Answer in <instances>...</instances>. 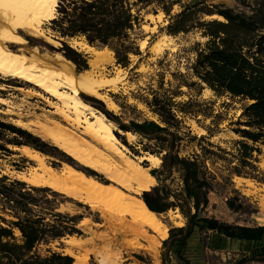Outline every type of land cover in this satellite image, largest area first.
I'll list each match as a JSON object with an SVG mask.
<instances>
[{"label": "trees", "instance_id": "16d2710c", "mask_svg": "<svg viewBox=\"0 0 264 264\" xmlns=\"http://www.w3.org/2000/svg\"><path fill=\"white\" fill-rule=\"evenodd\" d=\"M203 1L52 0L51 9L46 10L42 18L48 20L47 27L60 42L59 51L77 71L88 69V60L68 44V39H83L95 48H107L116 64L127 67L129 55L139 54L136 37L144 13V16H157L163 12L168 17L165 24L168 36L194 30L203 37L189 46L192 57L186 76L180 71L173 73L175 82L173 85L169 82L167 87H163L159 78L155 87L147 88V95L139 97L153 117L124 121L107 109L99 98L89 94L81 97L116 123L119 129L137 135L141 152L160 159L157 166L149 168L156 183L141 191V199L153 212L177 210L183 218L181 225L169 226L167 235L161 239L160 264H191L184 252L187 239L195 230H210L241 241L242 252L232 258V264H264V222L229 223L206 214L208 192L212 190L213 182L204 166L206 160L222 159L228 164L231 162L228 165L230 173L264 180V177L252 173L256 169L253 152L258 153L260 145H264V0L245 3L248 11ZM174 3L179 7L170 13ZM214 15L217 17H210ZM204 87L215 96L226 95L240 102L238 115L229 121L235 123L232 130L238 135L233 141V151H228L230 157L219 155L215 149L202 144L203 134L196 136L183 129L186 127L182 123L185 117L196 118L199 114L215 122L219 116L211 105L205 106L206 100L192 96V89L198 94ZM182 95L185 96L180 97ZM204 128L212 133L209 126ZM118 137L136 156L143 155L122 136ZM206 143L227 151L218 144L207 140ZM8 145L30 146L42 153L56 155L64 160L62 162L81 167L55 145L0 119V154L9 150ZM188 145L192 146V151L181 153ZM81 169L102 179L88 168ZM41 188L48 187L27 185L20 179L0 174V264L73 263L69 254L49 246L40 253L36 246L47 244L65 233L79 234L75 224L81 226L87 216L77 222L74 214L51 212L53 216L69 219L70 225L45 220V216L35 210L42 202L35 192ZM226 203L230 208L236 206L231 198H227ZM135 256L141 258L137 253Z\"/></svg>", "mask_w": 264, "mask_h": 264}, {"label": "bare ground", "instance_id": "6f19581e", "mask_svg": "<svg viewBox=\"0 0 264 264\" xmlns=\"http://www.w3.org/2000/svg\"><path fill=\"white\" fill-rule=\"evenodd\" d=\"M51 1L0 0V80L29 85L11 87L0 84V94L8 92L5 96L0 95V105L4 106L0 107V112L8 114L13 124L47 138L81 167L101 174L103 180L66 162L55 166L48 162L47 155L26 145L8 147L18 152L13 156L22 154L32 163H26L23 169L8 171L27 184L46 186L92 205L100 213L105 231L93 230L92 226L102 224L84 219L82 224L88 229L87 236L62 238L67 245L64 253L74 258L72 264H88L90 255L95 264H118L122 253L129 249H143L155 254L160 239L167 235V227L161 215L148 209L139 195L154 183L143 160L156 166L160 159L151 154L132 155L114 133L116 131L128 140L134 134L116 127L113 121L80 96V93L94 95L105 103L107 109L115 110L114 102L100 90L115 88L122 68L115 67L117 77L109 78L91 68L97 61L93 58L89 59V69L72 76L60 63L70 65V61L48 53L30 55L25 46L28 35L35 38L42 35L36 22ZM142 28L147 29L148 25L144 24ZM163 39L168 41L167 37ZM71 41L73 46L84 51L107 53L113 59L107 48L100 52L83 39L72 38ZM145 42L141 41V47ZM14 91L24 98L40 97L49 108L48 114L32 115L33 119L25 120L28 116L22 113L25 101L20 99L18 103ZM27 107L32 111L42 109L37 104H27Z\"/></svg>", "mask_w": 264, "mask_h": 264}, {"label": "rangeland", "instance_id": "374dc122", "mask_svg": "<svg viewBox=\"0 0 264 264\" xmlns=\"http://www.w3.org/2000/svg\"><path fill=\"white\" fill-rule=\"evenodd\" d=\"M252 1L253 0H204L203 2L205 4L219 3L221 5L230 6L235 10L248 11V7L245 3ZM178 7V4L174 3L170 13L177 11ZM49 9H51L50 4L44 8L39 20L36 22V25H38L42 35L38 36V38L28 35L26 37L27 42L25 46L27 47L30 55L37 52L42 54L48 53V55H58L65 61H69L68 59L66 60V58L59 51L58 47L60 42L53 37L51 30L47 27L48 20L46 21L42 18L44 12ZM144 14L142 18V25H148V28L143 29L141 26L137 30L138 33L136 41H138L137 48L139 50V54L132 53V55H129V64L127 67H121L116 64L114 62V58L112 59L107 53L95 54L90 50L84 51V49H80L78 46H73L71 40H67L70 46L85 55L86 61L88 60V69L90 68L89 59L93 58H96L97 61L96 65L94 67L91 66V68H93L95 72L98 71L109 78L117 77L115 67L122 68V71L115 83L116 87L103 88L100 90V93L114 102L116 108L115 110H111L112 113L116 114L124 121L130 118L142 119L153 117L145 105L139 100V97L147 95V88L149 86L155 87L159 78L162 81L163 87H167L169 82L171 85L175 82V78H173L175 76H173V73L180 71L186 76L188 71L187 65L192 57V52L190 51L189 46L195 40H203V37H201L199 33L194 30H190L186 33L179 32L175 35L170 34V36H168L165 32V24L168 22V17L164 15L163 12L160 11L158 13L159 17L154 16L152 19L147 17V14L144 16ZM163 37H167L168 41L165 42ZM142 40L146 41L143 47H141ZM96 49L103 52V49H98L97 47ZM60 63L63 69L66 70V72L71 73L72 76L84 71H77L71 61L69 62L70 65L65 62ZM0 84L10 85L11 87H17L20 85L23 87H29L26 83H17L14 81L0 80ZM181 88L184 89L185 87L181 86ZM7 93L8 92H4L0 95L5 96ZM14 93L17 94L16 101L18 103L20 102V99L25 101L24 107L22 108V113L28 115L25 117V120L33 119L32 115L48 114L47 110H49V108L40 97L24 98L21 94L15 91ZM83 94L86 93H80V96H83ZM191 94L199 100H206L205 106L211 105L213 112H218L219 116L215 118V122H211L209 117H202L199 114L196 118L185 117L182 123L186 127H183V129H188L190 134H195L196 136L203 134L205 138L201 141L202 144L215 149L219 155L230 157L231 155L228 151H233V141L238 138V135L232 130L235 123L229 121H233L238 115L240 102L236 99H231L226 95L215 96L208 88L205 87L202 88L198 94L195 89H192ZM184 96L185 95H182L180 97ZM178 98L179 97H175V99ZM27 104H37L43 110L36 109L35 111H32L31 109H28V107L26 108ZM104 106L106 107V105ZM0 107L4 108V106L1 105ZM33 112L34 114H32ZM0 119L10 121L9 115L1 112ZM114 124L116 125V123ZM205 125L212 129L211 134H209L204 128ZM116 127L118 126L116 125ZM29 131L32 132V130ZM116 133L117 137L118 135L122 136L127 143L141 152L140 144L137 142V135H134L131 140H128L125 136L115 131L114 134L116 135ZM41 139L51 143L47 138ZM206 140L213 144H218L227 151H220L216 149L214 145H208ZM127 148L132 155H136L128 146ZM8 149V151L0 154V174L4 173L9 177H13L8 169L20 170L26 167V163H32V161L22 154L13 156L14 153L18 152H14L9 147ZM196 149L198 150V148ZM191 151L192 146L188 145L182 148L181 153H189ZM43 153L47 155L48 162L51 164L53 163L55 166L60 165V163L64 161L56 155H51L45 152ZM141 153L146 154L144 152ZM253 153L256 157L255 160H253V163L256 165V169H254L252 173L264 177V145H260V151L258 153ZM75 162L77 161L74 160V163ZM143 162L149 168L155 167L150 165V163L146 160H143ZM229 164L222 159L212 162L209 160L204 161L206 174L213 182V188L208 192V204L205 210L206 214L229 223H263L264 180H257L256 178L230 173L228 169ZM96 174L101 176V174ZM237 176L241 178H236ZM101 178L103 180V176H101ZM245 179L250 180V182H247ZM155 183L156 180L154 179L153 184ZM48 188H41L35 192L40 201H42L40 205L35 207V210L43 214L45 216V220H54L55 224L70 225L69 219L63 216H53L50 214L51 212H60L62 214L67 213L69 215L74 214L76 215L77 222L81 217L83 218L87 216L84 219H90L92 222L102 224V226L99 227L92 226L93 230H106L103 225L104 220L101 218L100 213L94 206L83 202H81V204L79 203L80 201L77 202L73 200V198L71 199L64 194L62 196V193ZM45 197L48 200H46ZM227 198L232 199L234 205H236L235 208H230L227 205ZM160 215L167 229L171 225H181L183 223V218L177 210L161 212ZM84 219L81 222V226H77V224H75V227H77L80 231V233L76 235H80L81 237L87 236L86 230L88 229L82 224ZM14 233L17 235V230H14ZM68 234L75 233H65L58 239H54L47 244L39 243L36 246L37 251L43 253L45 252L46 247L49 246L51 249L64 253V249L67 245L62 241V238L67 237ZM98 243L100 244V242ZM160 246L161 239L157 246L158 251L155 254H150L143 249H129L130 251L127 250L122 253L121 260L118 264H160ZM242 249V242L239 240L226 238L210 230H195L187 239L184 253L191 264H232V258L237 257L239 253L242 252ZM135 253L141 255V258L135 256ZM72 259L74 260L73 257ZM88 261V264L96 263L92 255L89 256Z\"/></svg>", "mask_w": 264, "mask_h": 264}]
</instances>
